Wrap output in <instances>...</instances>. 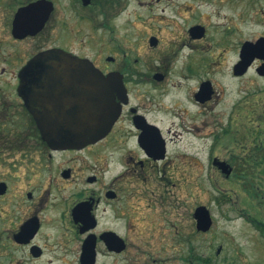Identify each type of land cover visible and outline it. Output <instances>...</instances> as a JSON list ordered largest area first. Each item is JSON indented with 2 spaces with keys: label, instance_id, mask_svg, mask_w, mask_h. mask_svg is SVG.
<instances>
[{
  "label": "flooded vegetation",
  "instance_id": "af4514ba",
  "mask_svg": "<svg viewBox=\"0 0 264 264\" xmlns=\"http://www.w3.org/2000/svg\"><path fill=\"white\" fill-rule=\"evenodd\" d=\"M120 7L121 0H0L11 55L16 48L20 53L11 61V77L0 78V242L7 248L6 264H56L60 260L101 264L110 258L114 262L104 264H143V255L151 256L150 247L143 246L146 239L135 241L132 213L123 203L127 191H148L151 187L141 189L140 185L146 181L153 185L157 175H165L173 164L170 139L158 114L167 112L161 98L170 101L169 96H178L174 103H184V98L197 110L219 91L200 72L205 67L200 66V60L196 65L190 60L186 66H173L171 58L175 61L176 54L160 48L156 35L151 36L156 37L155 44L150 37L148 49L138 43L142 36L134 45L114 37L118 28L111 20L122 14ZM199 25L204 28L203 35L193 31ZM203 25L196 22L185 29L187 36L202 40L207 31ZM101 29L104 47L117 51L106 55L101 64L63 41H49L51 33L59 30L76 40L82 36V43L87 44V36ZM25 41L33 47L32 52L18 49ZM53 48L90 59L105 75L118 72L105 78L122 80L125 96H117L121 112L103 138L65 148H52L44 138L42 127L56 130L60 122L84 121L92 112L72 60H32ZM152 48L156 49L151 52ZM238 56L232 68L234 77L245 75L234 72L240 51ZM263 62L257 58L253 65ZM57 66L64 68L57 70ZM5 71L3 67L1 72ZM207 81L211 93L203 94ZM31 101L38 105L42 126L30 109ZM211 155L213 164L217 154ZM230 164L233 173L249 175L244 167L238 173V167ZM117 221L122 228L114 226Z\"/></svg>",
  "mask_w": 264,
  "mask_h": 264
},
{
  "label": "rangeland",
  "instance_id": "374dc122",
  "mask_svg": "<svg viewBox=\"0 0 264 264\" xmlns=\"http://www.w3.org/2000/svg\"><path fill=\"white\" fill-rule=\"evenodd\" d=\"M177 1L185 2L184 13L177 8ZM120 8L122 14L111 20L118 28L114 37L130 40L132 45L142 43L148 49L150 37L156 35L160 48L176 54L175 61L171 58L173 66H186L190 60L196 65L200 60V66L205 65L200 72L219 91L197 110L183 95L184 103H174L178 96H169L170 101L161 98L167 112L158 114L170 139L173 163L168 172L172 168L174 172L158 174L153 185L148 181L140 185L141 189L151 187L148 191H127L123 203L124 209L132 213L135 241L146 239L143 246L150 247L151 256L146 253L140 261L264 264V148L255 147L264 146V77L258 75L255 65L242 77H234L232 72L242 44L264 36V0H121ZM5 18V11L0 9V78L11 77V61L20 54L16 48L15 55H11ZM196 22L206 26L202 40L187 36L186 30ZM95 34L87 36L85 44L82 36L76 40L57 30L49 41H63L101 64L106 55L117 51L104 47L102 29ZM141 36L142 41L137 43ZM28 43L25 41L18 49L32 52ZM167 44L172 46L168 48ZM3 67L5 73L1 72ZM173 109L182 111L175 116ZM211 153L232 164L242 161L249 175L227 176L212 166ZM245 158L250 160L249 165H245ZM200 204L207 205L213 216L207 232L196 229L194 211ZM110 219L113 221L112 216ZM114 226L122 228L119 221ZM6 255L5 242H0V264L7 263ZM106 261L114 262L110 258L101 264ZM56 264L67 263L60 260Z\"/></svg>",
  "mask_w": 264,
  "mask_h": 264
},
{
  "label": "water",
  "instance_id": "95a60500",
  "mask_svg": "<svg viewBox=\"0 0 264 264\" xmlns=\"http://www.w3.org/2000/svg\"><path fill=\"white\" fill-rule=\"evenodd\" d=\"M193 31L198 35L204 34V28L200 25L193 27ZM150 42L151 44H155L156 37H151ZM240 57L241 60L234 67V72L237 75L244 74L256 58L264 59V36L258 38L256 41H245L241 46ZM32 60H72V68L79 70V76L81 77L79 85L84 87L86 94L83 95H86V103H88L92 111L88 117L83 114V119L86 117L84 121H69L68 124H65L64 121L60 122L59 129L56 130H49L42 127L44 138L48 144H50L52 148L74 147L97 141L104 137L121 111L120 104L116 101L117 96H125V88L122 80L119 81L115 78H110L109 81L105 78L106 76H117L119 75L118 72H111L105 75L90 59L80 57L60 48L39 52ZM54 68L60 70L63 69L64 66H57ZM83 69L88 70L83 73ZM257 72L260 75H264V62L257 68ZM210 84L209 81L204 83L201 93H211ZM78 95H81L80 91ZM209 97L210 95L206 98ZM36 98L38 100L40 99L39 92ZM73 99L75 100L74 97ZM30 109L34 110L33 114L41 125L38 105H35L31 101ZM214 164L218 165L227 176H229L233 170L230 164L225 160L216 158ZM194 216L197 221V230L203 232L210 230L213 225V218L206 205L198 206L195 209ZM220 250L221 248L218 249V251Z\"/></svg>",
  "mask_w": 264,
  "mask_h": 264
},
{
  "label": "bare ground",
  "instance_id": "6f19581e",
  "mask_svg": "<svg viewBox=\"0 0 264 264\" xmlns=\"http://www.w3.org/2000/svg\"><path fill=\"white\" fill-rule=\"evenodd\" d=\"M177 8H179V10H180V12H182V13H184L185 12V2L183 1V2H178L177 1ZM176 114H178L177 112H174V115L176 116ZM179 115V114H178ZM198 136V135H197Z\"/></svg>",
  "mask_w": 264,
  "mask_h": 264
},
{
  "label": "trees",
  "instance_id": "16d2710c",
  "mask_svg": "<svg viewBox=\"0 0 264 264\" xmlns=\"http://www.w3.org/2000/svg\"><path fill=\"white\" fill-rule=\"evenodd\" d=\"M255 147H256V148H264V146H259V145L255 146ZM237 163L242 164L243 162H242V161H239V162H237ZM249 163H251L250 160H249L248 158H245V164H249ZM198 259H200L199 256H198ZM205 261H206V260H205Z\"/></svg>",
  "mask_w": 264,
  "mask_h": 264
}]
</instances>
